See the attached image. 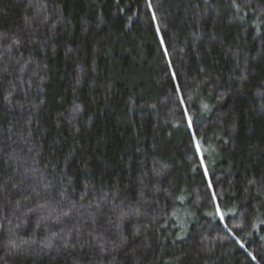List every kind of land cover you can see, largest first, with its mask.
<instances>
[{"label":"trees","instance_id":"trees-1","mask_svg":"<svg viewBox=\"0 0 264 264\" xmlns=\"http://www.w3.org/2000/svg\"><path fill=\"white\" fill-rule=\"evenodd\" d=\"M148 4L0 0V264H264V0Z\"/></svg>","mask_w":264,"mask_h":264},{"label":"snow or ice","instance_id":"snow-or-ice-1","mask_svg":"<svg viewBox=\"0 0 264 264\" xmlns=\"http://www.w3.org/2000/svg\"><path fill=\"white\" fill-rule=\"evenodd\" d=\"M148 6H149V8L152 7L151 0H149ZM153 18L155 19V14L154 13H153ZM156 30H157V32L160 31L159 25H157V29ZM161 43H163L162 39H161ZM164 53H165V55L167 54V48L164 49ZM168 64H169V67H170L171 66V61L170 60H169ZM172 75H173V78H175V72H173ZM176 88H177V92H179V85L178 84L176 85ZM181 103H183V98L182 97H181ZM188 125L191 126V117H188ZM193 138H194V141H195V135L194 134H193ZM195 147H196L197 151H200V144H199L198 141H195ZM201 164H203V159L202 158H201ZM204 173H205V176H207V168L206 167L204 168ZM208 187L209 188L212 187L211 180L208 181ZM212 197L215 200L216 197H215V192L214 191L212 192ZM216 212H217V215L219 216V218L221 220H223L225 214L220 210L219 204L216 205ZM67 214L68 213H64V215H67ZM225 227H227V225H225ZM228 231L231 232V229H228ZM65 246H67V245H65ZM47 247L49 249H51L53 247L52 243H49L47 245ZM253 259H255V257H253Z\"/></svg>","mask_w":264,"mask_h":264}]
</instances>
